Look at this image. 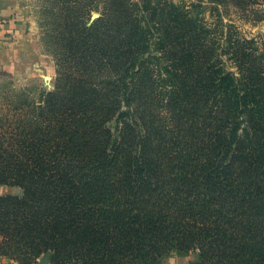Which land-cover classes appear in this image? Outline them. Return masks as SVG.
Returning a JSON list of instances; mask_svg holds the SVG:
<instances>
[{
  "label": "trees",
  "instance_id": "trees-1",
  "mask_svg": "<svg viewBox=\"0 0 264 264\" xmlns=\"http://www.w3.org/2000/svg\"><path fill=\"white\" fill-rule=\"evenodd\" d=\"M84 3L46 11L40 108L1 86L0 264H264V48L228 0Z\"/></svg>",
  "mask_w": 264,
  "mask_h": 264
},
{
  "label": "rangeland",
  "instance_id": "rangeland-1",
  "mask_svg": "<svg viewBox=\"0 0 264 264\" xmlns=\"http://www.w3.org/2000/svg\"><path fill=\"white\" fill-rule=\"evenodd\" d=\"M83 1V0H80ZM84 0V7L81 10V16L88 19L91 25L96 19L101 16V11H91V2H95L94 6H98L103 10L105 0ZM177 5H186L192 8L193 5L205 6L211 0H170ZM230 6L224 8V22L234 24L238 30L249 39H256L264 48V0H249L250 4L247 7V12L238 8L236 0H228ZM74 3V2H73ZM78 4V3H77ZM60 0H17V11L20 14L21 32L25 33L27 38L16 39L10 46H2L0 49H10L8 57L1 61L0 68V106H3L4 94L1 86L6 85L7 90H15V92L29 89L28 94L32 98L33 105L41 106V94L43 92H52L56 88L57 83V63L54 55L46 50L45 41L48 19L46 11L56 10L60 8ZM88 13H90L88 15ZM215 13L212 10H207L204 17L207 22H213ZM89 16V17H88ZM47 43V40H46ZM49 45V43L47 44ZM51 46V45H49ZM4 64L9 67L4 68ZM5 92H7L5 90ZM111 129H115L114 122L109 124ZM18 196L23 195V190L18 187L0 186V196ZM197 253L181 255L171 253L161 260L159 264H190L196 261ZM44 260V259H43ZM39 261L38 264H51L44 261ZM5 264H13L9 260L3 259Z\"/></svg>",
  "mask_w": 264,
  "mask_h": 264
},
{
  "label": "crops",
  "instance_id": "crops-1",
  "mask_svg": "<svg viewBox=\"0 0 264 264\" xmlns=\"http://www.w3.org/2000/svg\"><path fill=\"white\" fill-rule=\"evenodd\" d=\"M20 14L17 11V0H0V19L3 22L0 27V42L2 46H10L16 39H25V33L21 32ZM10 49H0V68L5 57H8ZM8 51V52H7ZM9 65V64H8ZM4 64V68L9 67ZM7 69V68H6Z\"/></svg>",
  "mask_w": 264,
  "mask_h": 264
},
{
  "label": "built area",
  "instance_id": "built-area-1",
  "mask_svg": "<svg viewBox=\"0 0 264 264\" xmlns=\"http://www.w3.org/2000/svg\"><path fill=\"white\" fill-rule=\"evenodd\" d=\"M2 25H3V22H2V20L0 19V27H2Z\"/></svg>",
  "mask_w": 264,
  "mask_h": 264
}]
</instances>
